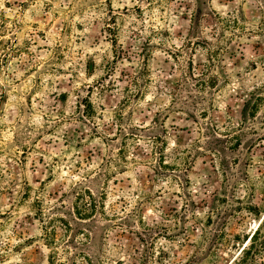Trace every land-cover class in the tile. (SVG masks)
Listing matches in <instances>:
<instances>
[{"label":"rangeland","instance_id":"obj_1","mask_svg":"<svg viewBox=\"0 0 264 264\" xmlns=\"http://www.w3.org/2000/svg\"><path fill=\"white\" fill-rule=\"evenodd\" d=\"M263 216L264 0H0V264H231Z\"/></svg>","mask_w":264,"mask_h":264},{"label":"trees","instance_id":"obj_2","mask_svg":"<svg viewBox=\"0 0 264 264\" xmlns=\"http://www.w3.org/2000/svg\"><path fill=\"white\" fill-rule=\"evenodd\" d=\"M90 107V104H88ZM160 168L166 169L168 168L167 165H159ZM86 192V191H85ZM87 196L91 199H93V196L90 194V192H86ZM95 212V208L91 210V213L93 214ZM84 216L81 219H90L92 216L89 215H81L78 214V217ZM264 216L261 220V223L257 227V229L254 231L251 238L248 240L246 245L241 250L239 256L232 261L231 264H264L259 261L261 257H263L264 254ZM49 262H52V258L49 260ZM49 264V263H48Z\"/></svg>","mask_w":264,"mask_h":264}]
</instances>
